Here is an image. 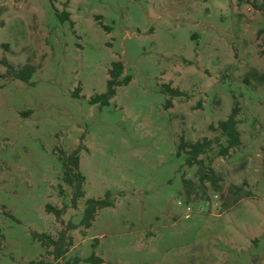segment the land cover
<instances>
[{"label": "rangeland", "instance_id": "374dc122", "mask_svg": "<svg viewBox=\"0 0 264 264\" xmlns=\"http://www.w3.org/2000/svg\"><path fill=\"white\" fill-rule=\"evenodd\" d=\"M117 62L130 82L91 105ZM5 63L34 71L24 83ZM234 106L241 145L223 157L211 128ZM203 139L213 144L202 172L215 183L178 152L180 140ZM77 147L84 197L72 208L60 157ZM106 196L112 207L83 229L85 201ZM64 230L62 259L33 238ZM91 254L264 264V0H0V264H88Z\"/></svg>", "mask_w": 264, "mask_h": 264}, {"label": "trees", "instance_id": "16d2710c", "mask_svg": "<svg viewBox=\"0 0 264 264\" xmlns=\"http://www.w3.org/2000/svg\"><path fill=\"white\" fill-rule=\"evenodd\" d=\"M50 3H55V0H49ZM56 17L61 21H68V14L56 13ZM69 22V26L73 27V23ZM7 68V75L11 76L15 80L27 83L30 76L33 73V67L25 65L19 70H15L11 65L5 63ZM123 64L121 62L112 63L110 69L107 71L108 79L105 82V92L100 95H94L89 99L91 105H100L106 106L110 100L114 97L116 88L127 85L131 78L130 76H124L123 74ZM164 92L167 93L170 97L179 96L177 90H172L167 86H164ZM166 106H170V102L166 103ZM238 114V108L234 106L231 109L230 114L224 120H221L217 123L216 127H212V131L219 132V137L225 139V146L220 148V156H227L230 151L237 149L241 145L240 133L237 129L238 121L236 119ZM217 141V140H216ZM213 144L212 140L203 139L202 141H197L194 143H184L183 140H180L178 146V152H183L187 155L185 162L191 167L196 165L199 167L201 174V181H208L210 183H215L219 181V178L216 176L214 171L210 168H204L203 161L199 159L200 156L204 155ZM81 151L80 147H77L73 152L66 155L61 153L60 162L63 168V181L72 189V197L70 200V205L72 208H76L77 201L84 197L83 183L84 178L79 171V153ZM112 202L108 200L106 196L103 200H93L87 199L84 203L82 218L80 225L83 229L88 230L91 228L92 223L95 220L97 213L108 207H112ZM47 213L53 214L56 221H60L61 215L63 214L62 210H56L55 208L47 205L45 208ZM67 229H73V226H68ZM66 230L62 231L58 238L55 240L51 237L44 234H33V238L37 239L42 247L52 248V254L54 258L62 259L66 254L67 247L70 246V240L65 236ZM78 259L72 261L73 264H78ZM88 264H101L102 260L95 257L94 254H91L86 260Z\"/></svg>", "mask_w": 264, "mask_h": 264}, {"label": "built area", "instance_id": "2783aa9c", "mask_svg": "<svg viewBox=\"0 0 264 264\" xmlns=\"http://www.w3.org/2000/svg\"><path fill=\"white\" fill-rule=\"evenodd\" d=\"M191 212H190V208H186L185 209V212H184V217H185V219H188L189 218V214H190Z\"/></svg>", "mask_w": 264, "mask_h": 264}]
</instances>
